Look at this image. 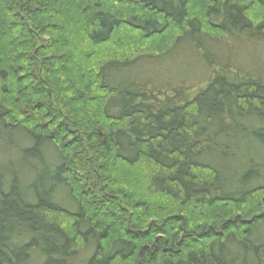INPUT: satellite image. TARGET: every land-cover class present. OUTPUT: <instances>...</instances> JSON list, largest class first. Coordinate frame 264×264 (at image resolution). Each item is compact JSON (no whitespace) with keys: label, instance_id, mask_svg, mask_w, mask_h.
<instances>
[{"label":"trees","instance_id":"16d2710c","mask_svg":"<svg viewBox=\"0 0 264 264\" xmlns=\"http://www.w3.org/2000/svg\"><path fill=\"white\" fill-rule=\"evenodd\" d=\"M263 54L264 0H0V264H264Z\"/></svg>","mask_w":264,"mask_h":264},{"label":"rangeland","instance_id":"374dc122","mask_svg":"<svg viewBox=\"0 0 264 264\" xmlns=\"http://www.w3.org/2000/svg\"><path fill=\"white\" fill-rule=\"evenodd\" d=\"M263 55H264V54H263ZM263 55L260 57L261 61L264 60V58H263L264 56H263ZM249 59H250V58H249ZM247 60H248V59H247ZM61 198H62V200H63L66 204H68L70 207H73V206H72L73 204H72L69 200L67 201V199L64 198V197H61Z\"/></svg>","mask_w":264,"mask_h":264}]
</instances>
